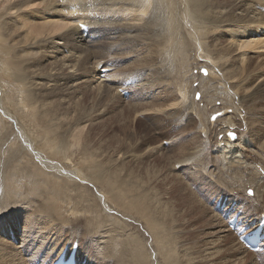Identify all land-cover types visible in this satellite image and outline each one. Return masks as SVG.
Listing matches in <instances>:
<instances>
[{
	"label": "bare ground",
	"instance_id": "6f19581e",
	"mask_svg": "<svg viewBox=\"0 0 264 264\" xmlns=\"http://www.w3.org/2000/svg\"><path fill=\"white\" fill-rule=\"evenodd\" d=\"M35 6L41 8L33 10ZM108 14L114 16V23L92 26L93 20ZM82 25L90 27L89 34ZM0 29V53L4 47L5 55L0 57V62L4 59L2 74L9 75L14 84L5 88L8 92L0 84L5 117L0 115V147H8L0 150V264L58 258L64 248L71 251L74 244L88 254L87 261L85 256L82 261L78 252L81 264H234L236 260L253 264L256 255L264 258L229 237L227 224L204 202L200 191H188L189 186L182 182L169 189L180 181L171 174L183 173L190 185L205 180L208 190L201 192L209 200L218 197L216 202L236 208L235 201L251 221L264 216V59L257 64L264 58L258 55L264 54V0H0ZM142 44L149 48L152 44L151 52L158 58L152 56L127 75L110 73L108 68L113 66L106 61L95 71L92 60L103 61L110 54ZM12 51L11 72L4 62ZM201 68H207V77L198 72ZM170 76L175 79L177 98H159L162 102L149 105L141 102L143 108L129 110V116L146 113V126L138 135L134 127L138 117H130L132 122L125 124L129 133L121 135L113 149L98 147L101 152L96 154L91 143L97 134H106V130L92 134L99 127L90 125L96 114L106 108L113 110L122 102L118 98L124 97L123 92L132 96L129 90L135 86L143 90L154 83L167 86ZM131 80L136 84L125 87ZM76 82L94 92H86L85 99L74 103L78 94L70 90ZM194 84H199L198 89L192 88ZM199 91L202 98L196 100ZM13 92L21 93L17 100L24 101L23 105L22 101L14 103ZM64 96L72 105L63 102L67 100ZM18 108L31 115L29 120L43 135L41 142L31 135L34 127L25 123L26 115L18 113ZM230 133L240 136L234 140ZM163 134L150 149L142 148L149 136ZM190 134H197L195 143L187 140ZM165 142L171 144L168 149ZM154 151H161L163 157L153 161L157 162L153 166L147 162ZM119 154L121 160L116 158ZM138 158L143 160L138 162ZM26 159L33 161L32 169L38 172L28 171L26 166L19 172L13 169L23 166V160L28 164ZM207 161L219 175L211 173L213 169L208 171ZM197 166L200 173L192 172ZM24 172L26 192L14 180L19 179L14 173L23 178ZM86 188L101 209L96 204V211L87 202L83 217L91 214L93 219L83 218L79 223V217L66 234L65 224H59L63 213L53 206L54 199L68 204L67 200L75 198L81 204L88 199L86 191L82 192ZM201 199L203 204L196 205ZM13 207L16 210L6 222ZM177 221L191 244L176 234ZM52 227H56L53 232ZM23 254L29 255L28 262Z\"/></svg>",
	"mask_w": 264,
	"mask_h": 264
},
{
	"label": "rangeland",
	"instance_id": "374dc122",
	"mask_svg": "<svg viewBox=\"0 0 264 264\" xmlns=\"http://www.w3.org/2000/svg\"><path fill=\"white\" fill-rule=\"evenodd\" d=\"M37 6H35L34 8L32 7V9L33 10H37ZM41 8V7H40ZM40 8H38V9H40ZM99 18H101V19H99ZM99 18H97V19H95V20H93L92 21V26L93 25H95V23H107V22H112V23H114V16H112V15H110V14H108V16L106 15V16H104V17H99ZM106 18V19H105ZM109 18V19H108ZM108 19V20H107ZM101 20V21H100ZM112 20V21H111ZM90 22V21H89ZM1 30V29H0ZM51 37V36H50ZM149 47L148 46H145L144 44H142V45H140V47L139 46H137V47H133V48H130V50H122V51H117L116 52V54H110V55H108L105 59H103V61L101 60V59H99V60H97V59H94V60H92L91 62H93V63H95V64H93V65H95L94 66V68H95V71L96 72H98V71H100V69H99V67L98 66H96V63H98L97 65H102V63H103V65L102 66H105L104 64H106V62H109V64H108V66H113V67H111V68H113V69H111L110 67L108 68V70L110 71V73H115V74H121V75H127V74H131V72L132 71H130V70H132V69H137L138 68V66L139 65H141V63L143 62L144 64H146L145 62H147V60L149 59V58H151L152 56H153V59H157L158 58V56L154 53L153 54V52H151V49H152V44L150 45V48L148 49ZM3 49H4V47H2V52H3ZM133 49V50H132ZM131 50H132V52H131ZM0 53V57H4L5 55L3 54V53ZM115 52V51H114ZM150 52V53H149ZM119 53V54H118ZM122 54V55H121ZM138 54V55H137ZM121 55V57H119ZM151 55V56H150ZM156 55V58L154 57ZM257 55V54H256ZM259 56H262V55H264V54H262V53H259L258 54ZM257 55V56H258ZM15 56V52L14 51H12L11 53H10V58H6V60H5V64L7 65V67L5 68V69H8L9 71H11L12 72V70H11V68H12V65H11V63H12V60H13V58H15L14 57ZM150 56V57H149ZM256 56V57H257ZM11 57H13V58H11ZM124 57V59H117V58H123ZM127 57V58H126ZM147 57V58H146ZM126 58V59H125ZM263 59L264 58H261L260 60H258V62H257V64L258 63H261V62H263ZM4 59H2V61H3ZM125 60H127V61H125ZM142 60H144V61H142ZM2 61L0 62V67H1V63H2ZM101 61V62H100ZM106 61V62H105ZM113 61H115L114 63H111V62H113ZM122 61V63L121 64H119V66H117V63L118 62H121ZM125 61V63H123ZM141 61V62H140ZM135 62V63H134ZM140 62V63H139ZM198 63H199V61H197ZM196 62V63H197ZM143 63H142V65H143ZM139 64V65H138ZM100 65V66H101ZM116 65V66H115ZM138 65V66H137ZM10 66H11V68H10ZM15 66H17L16 64H15ZM114 66H115V70L117 71H115L114 70ZM91 67V66H90ZM98 67V68H97ZM91 68H93V67H91ZM119 68V69H118ZM111 69V70H110ZM126 71H125V70ZM124 70V71H123ZM127 70H129L128 72H127ZM2 67L0 68V84L1 85H4V88H3V90L5 91V88H6V90H8V89H10L11 87H12V85H14L13 84V81H11L12 79L9 77V75H3L2 74ZM115 71V72H114ZM4 72V71H3ZM123 72H125V73H123ZM127 72V73H126ZM193 72V71H192ZM194 72H197V71H195L194 70ZM198 72H199V69H198ZM112 73V74H113ZM197 74V73H196ZM149 76V73H148V75H147V77ZM158 77H159V75H157ZM151 77V76H150ZM149 77V78H150ZM172 76H170L168 79H167V81H166V85L167 86H165V84L163 85V84H160V86H157V84H153L154 86L151 88V87H149V85H147L146 87H145V90H149L150 92L148 93L147 92V94H143V95H140V94H142L143 93V91H145V90H143L144 88H142V86L140 87V85H138V87L137 86H135V87H133L132 89H130L129 91L132 93V96H129V97H127L126 99H124V97H119L118 99H122V102H120V103H118V102H116V101H114L115 103H118V105H115L116 107L113 109V110H110V111H108V108H106L107 109V111H102V113H97L96 115V117H94V120H92V124H90V125H92V127L94 128V127H98L97 128V130H95L92 134H95V132H104L105 130V132L104 133H106V134H95L97 137H96V141H93L92 143H91V145L93 146H95L96 148H94V147H92V148H94V152L96 153V151H97V153L99 154L100 152H101V150H99L98 149V147L99 148H106V147H108V148H114V147H116V145H117V141L119 140L118 138H120L121 137V135H122V137H123V135L125 136V134L127 135L128 133H129V131H128V129L129 128H127L126 127V125H127V123L129 122H132V119H130V117L132 118H137V119H133L136 123H135V129L136 130H138L137 131V134L139 135V131H142L143 130V128L146 126L145 124L147 123V121L146 120H144V118L147 116V114L146 113H144V112H139L138 114H136V115H134V114H132V115H130L129 116V110H131V109H133L135 106H140V107H142L143 108V106H141V102H142V105L143 104H145V103H147L148 105L151 103V101L153 102V103H159V102H162V100L163 99H165V100H167V99H175V98H177V93H176V88L174 87L173 88V86H175V79H174V77H172ZM9 78V79H8ZM6 80V81H5ZM174 80V81H173ZM6 82H7V84H6ZM81 83H82V81H80ZM80 82H76L75 84H74V86H75V89H71L70 90V92L73 94V93H76V94H78V98L76 99V100H73V102L74 103H77L79 100H82V99H85V93L86 92H94L93 91V89H92V87H90V88H85V87H80L82 84L80 83ZM171 82H172V84H171ZM10 83H12V84H10ZM172 85V86H170V84ZM214 84V83H213ZM0 85V87L2 88V86ZM198 85L199 84H194L193 86H192V88H197L198 89ZM206 86H207V84H205ZM164 86V87H163ZM205 86V87H206ZM137 87V88H136ZM148 87V88H147ZM163 87V88H162ZM204 87V90H206V88ZM255 87H257V85L255 86ZM142 88V89H141ZM155 88V89H154ZM157 88V89H156ZM138 89V90H137ZM175 89V90H174ZM255 88H253V90H254ZM76 90V91H75ZM143 90V91H142ZM152 90V91H151ZM154 90V91H153ZM253 90H251V91H249L246 95H248L249 96V93L251 94V92H253ZM1 89H0V97H1V94H3V91H2V93H1ZM138 93H137V92ZM141 91V92H140ZM162 91V92H161ZM221 91H223V90H221ZM5 92H8V91H5ZM133 92H135V93H133ZM195 92V91H194ZM20 93V92H19ZM17 94V93H14L13 92V94H14V96L12 95V100H16L14 103H17L18 104V102H21L22 100H17V99H19V98H22L20 95H21V93L20 94ZM176 93V94H175ZM197 93V92H196ZM195 93V94H196ZM10 94H12V93H10ZM15 94H16V96H15ZM134 94V95H133ZM136 94V95H135ZM194 94V95H195ZM199 94H201V92L199 91ZM4 95V94H3ZM167 95V96H166ZM139 97V98H138ZM144 99H143V98ZM195 97H196V95H195ZM14 98V99H13ZM63 99H67V100H63V102H66V103H69V98H67L66 96H64V97H62ZM80 98V99H79ZM159 98H161V99H159ZM202 98V96L200 95V99ZM117 99V100H118ZM141 99V100H140ZM155 99V100H154ZM199 99V100H200ZM197 100V99H196ZM148 101V102H147ZM23 102L24 101H22L21 102V104L20 105H23ZM72 102V103H73ZM112 103V104H110L111 106L113 105V104H115V103ZM137 102V103H136ZM175 102V101H174ZM0 103H2V102H0ZM72 103H69V104H71L72 105ZM88 105L90 104V102H88L87 103ZM67 108H70L71 106L70 105H67L66 106ZM130 107V108H129ZM139 107V108H140ZM135 109V108H134ZM21 110V111H20ZM25 109H17V111H18V113H20V112H22L21 113V115L23 116V115H26L25 117V123L26 124H28V126L29 127H34V129H29V130H31V131H29L30 133H31V135L34 137V138H37V139H39L40 140V142H41V138H42V134H41V132L36 128V126H35V124H32L31 123V120H29L30 118H32V117H30V116H28L27 115V110H25ZM1 111H3V109H2V104H1V107H0V115L2 116V117H4L3 115V112H1ZM127 111V112H126ZM125 113V114H124ZM74 114V113H73ZM76 114V113H75ZM74 114V115H75ZM100 114V115H99ZM144 114H146L145 116H144ZM139 115V116H138ZM76 116V115H75ZM5 118V117H4ZM118 120V118H120L119 119V121H117L116 119ZM29 121H28V120ZM111 119V120H110ZM113 119L115 120V121H113ZM130 119V120H129ZM140 121H139V120ZM27 120V121H26ZM127 121V122H126ZM141 121H143L144 122V125L142 124V122ZM118 122V123H117ZM125 122V123H124ZM31 123V124H30ZM105 123H107V124H105ZM128 123V124H129ZM139 123V124H138ZM149 123V122H148ZM110 124V125H109ZM119 124H121L122 126H120ZM125 126H124V125ZM0 135L2 134V123H1V120H0ZM94 125V126H93ZM108 125V126H107ZM136 126L138 127V128H136ZM118 127V128H117ZM36 128V129H35ZM103 129V130H101V129ZM105 128V129H104ZM118 129L120 130V131H122V133L120 132V131H118ZM125 129H126V131H125ZM101 130V131H100ZM110 130V131H109ZM124 131V132H123ZM38 132H40V134L38 133ZM110 132V133H109ZM38 134V136L36 135V134ZM109 134V135H108ZM40 135H42L41 136V138H40ZM102 135H105V139L104 138H102V139H100L99 137H101ZM108 135V136H107ZM164 135V134H163ZM2 136V135H1ZM0 136V137H1ZM99 136V137H98ZM119 136V137H118ZM238 136H240V135H238ZM238 136H236V138L234 139V140H236L237 138H238ZM116 137V138H115ZM165 137V135L164 136H160V137H158V138H152V137H148V139L145 141V143L142 145V148H144V149H146L147 147H148V149H150L149 147L150 146H153L154 144H155V142L156 141H161V139L160 138H164ZM112 138V139H111ZM91 138H89V141L91 142V140H90ZM195 139H197V134H196V137H195V134L193 135V134H190L189 136H187V140L189 141H193L192 143H195L196 141H195ZM107 140V141H106ZM114 140V141H113ZM164 139H162V141H163ZM195 141V142H194ZM131 142H133V141H131ZM2 144H3V141L1 142ZM99 143V144H98ZM97 145V146H96ZM102 145V146H101ZM112 145V146H111ZM170 143H168V142H165L164 143V146L166 147V149H168L169 147H170ZM186 145H189L188 144V142L186 143ZM57 147L56 148H59V144L58 145H56ZM61 147V146H60ZM5 148H8V147H6V146H4L2 149H1V147H0V150H4ZM16 148V147H15ZM255 150H257L258 149V147L257 148H254ZM206 153H208V154H210V150H206L205 151ZM0 153H1V151H0ZM3 153V152H2ZM96 153V154H97ZM81 156H84L83 154H80ZM148 155H150L151 156V158H150V160L147 162V163H149V164H151V165H157V162H153V161H156L158 158H160V157H163L162 155H161V151H154L153 153H151V154H148ZM174 156V154H172V157ZM116 158H119V160H121L122 159V156L119 154V155H117L116 156ZM25 159V158H24ZM77 158H73V161L74 160H76ZM200 159V158H199ZM143 159H140V158H138V162H140V161H142ZM175 159L174 158H172V162L174 161ZM26 161H28L29 162V159H26ZM77 161H79L78 159H77ZM198 161V160H197ZM196 161V162H197ZM200 161V160H199ZM197 162V163H202L203 161L201 160L200 162ZM27 162V163H28ZM32 164H31V163ZM30 164L28 163V164H24L25 163V161L23 160V163L21 162V164L23 165V166H21V165H19V167L17 166H14L13 167V169L15 168V171L17 170V172H19V171H21L22 170V168L23 167H25L26 166V170H30L31 172L32 171H34L35 170V172H38V171H36L37 170V168H35V169H32V168H34L35 167V165L33 164V161L32 160H30ZM70 162V161H69ZM195 162V163H196ZM71 163V162H70ZM155 163V164H154ZM196 163V164H197ZM204 163V162H203ZM207 165L206 166H208V171L210 170L211 171V169H213L212 171H211V173H215L216 171H215V168H213L210 164H208V161H207V163H206ZM27 165L30 167L31 165H33V166H31L30 167V169L27 167ZM195 165V164H194ZM255 167L257 166L256 164L254 165ZM69 167L71 168V165L69 164ZM115 167V166H114ZM201 167V166H200ZM197 168V169H196ZM195 169H196V171L195 170H193V168L191 169V171L193 172L194 171V173H200V169H199V167L197 166ZM199 169V170H198ZM179 170V169H178ZM177 170V171H178ZM252 170V169H251ZM251 170H249V171H251ZM199 171V172H198ZM218 172V171H217ZM216 172V173H217ZM194 173H193V175H194ZM205 173H208L207 171L205 172ZM173 174V175H172ZM171 174V177H174V174H176V175H178V177L177 178H179L178 180H180V181H175V183H173L172 184V186L170 185L169 186V189H171V187H178V186H180V183L182 182L183 184L185 183L186 184V187H188L189 186V189H188V191H192V189H194V190H196V191H200L199 192V195H200V197L202 198V199H204V202H209V197H208V195H206V193L205 192H201V190H204V191H206V190H208L207 188H208V184H206V182H205V180H202V179H199V183H197V184H192V185H190L189 183H188V181H187V178L185 177L184 178V175H183V173H181V174H179V173H172ZM186 174H188V171L186 172ZM15 175H17V176H15ZM19 174L18 173H14V176L15 177H18L19 179H14L15 181L17 180V185H18V183L20 182V184H21V186H23L22 188V192H23V190H24V192H26V184L24 183V182H26V180L28 179V178H26V176H24L25 175V172L24 173H21V175H23V178H20V176H18ZM217 175V174H216ZM218 175H219V172H218ZM184 178V179H183ZM175 179V178H174ZM19 180V181H18ZM177 180V179H176ZM210 181H213V180H211L210 179ZM213 182H215V181H213ZM23 183V184H22ZM217 183V182H216ZM217 185V184H216ZM219 185V184H218ZM211 187L213 188V187H215V184L214 185H211ZM220 188H222L221 186H220ZM83 191V193H84V191H86L85 193H84V195L86 196V194H87V196H86V198H88V199H86L84 202H86V204L84 203V202H82L84 205H85V207L83 208V206L82 207H80L81 206V204H79V202H77V201H75L76 199L74 198L73 200H67V201H70V203H68V204H66V202H64V201H57V199H54L56 202L54 203V207H55V209L56 210H59V211H62V212H60V218L63 220V221H60V223L59 224H61V225H64L65 227H66V234H68L69 233V230H71V228H72V224L74 223V221H76L77 219H79V217H81V219L79 220V223L80 222H82L81 220H84V219H89L90 217V219H93V217H94V215H93V217L91 216V214L88 216V217H83V216H85V213H84V211L83 210H86L85 208L86 207H88L89 205H90V203L92 204L91 206H93V208L95 209V207H96V209L98 208V207H100L98 204V201L95 199V197L93 198V194L91 193V195H90V193L88 194V192H90V190L89 189H87L86 188V190L85 189H82ZM88 190V191H87ZM162 191V190H161ZM185 192H186V190H185ZM193 192V191H192ZM72 193V192H71ZM223 194H225V193H223ZM90 195V196H89ZM215 195V194H214ZM54 198H57V197H54ZM91 198V199H90ZM93 198V199H92ZM98 199H99V201H100V198L98 197ZM202 199L201 200H197L196 202L198 203H196V205H199V203L200 204H203V203H201V202H203L202 201ZM93 200H94V203H92L93 202ZM74 202L73 204H72V202ZM175 202H177L176 200H174ZM87 202H88V206H87ZM56 204V205H55ZM78 204V205H77ZM97 204V205H96ZM206 204V203H205ZM61 205V206H60ZM74 205V206H73ZM96 205V206H95ZM63 206V207H62ZM78 206V207H77ZM95 206V207H94ZM209 206V205H208ZM56 207H60V208H56ZM210 207V206H209ZM208 207V208H209ZM82 208V209H81ZM115 208V207H114ZM211 208V207H210ZM9 209V208H8ZM16 210V208H12V209H9V213L7 214L8 215V217H7V219L5 220L6 222H9V220L11 219V217H12V215L14 214V211ZM61 209V210H60ZM95 209V210H96ZM98 209H101V208H98ZM116 209V208H115ZM13 210V211H12ZM73 211V212H72ZM97 211V210H96ZM117 212H120V211H118V210H116ZM12 212V213H11ZM72 212V213H71ZM121 213V212H120ZM182 213H184V210H183V212ZM77 214V215H76ZM97 214H99L98 212H97ZM179 214H181V211H180V213ZM214 214V213H213ZM44 215H48V212L47 213H45ZM74 215V216H73ZM82 215V216H81ZM216 217H217V219H218V221L219 222H221V220L218 218V216L216 215V214H214ZM48 217V216H47ZM76 217V218H75ZM84 218V219H83ZM96 218H97V216H96ZM95 218V219H96ZM108 219H111L112 220V218H108ZM107 219V220H108ZM102 220H103V222H105L106 221V218H102ZM186 220L187 219H185V221L184 222H186ZM66 221V222H65ZM180 221V220H179ZM179 221H177V225H175L176 226V228H178L177 230L178 231H176V232H178V233H176V234H178V236H180V238H181V236L182 237H185L186 235H184L183 233H184V231L182 230V231H180V228L183 226L182 224H180V222ZM5 222V223H6ZM73 222V223H72ZM95 222V220L93 221V223ZM46 223H48V222H46ZM45 223V224H46ZM102 223V222H101ZM222 223V222H221ZM45 224H44V226H45ZM54 224V223H53ZM52 224V225H53ZM55 224H57L58 225V223H55ZM54 224V225H55ZM71 224V225H70ZM82 224V223H81ZM223 224V223H222ZM48 225V224H47ZM51 225V224H50ZM43 226V227H44ZM82 228L84 227V226H81ZM53 229L51 230L52 232L54 231V229H56V227H52ZM180 232V233H179ZM183 232V233H182ZM22 233V232H21ZM2 234H4L3 232H2ZM3 237H4V239L5 240H11V239H9L10 237H7V235H2ZM187 237V236H186ZM184 238V239H186V241L189 243V244H191L190 243V241H189V238ZM229 237H231L232 238V240H236V237L230 232V235H229ZM228 237V238H229ZM86 242H88V240H85ZM18 245V244H17ZM223 246H224V248H225V243L223 244ZM82 250H84L83 248H81V247H79V249H78V252L80 251L81 252V254H79L80 255V257H81V259H82V261H87V255L88 254H86L85 255V250L84 251H82ZM183 251V249L181 250V248H180V252H182ZM223 251V253L224 252H226L225 251V249H223L222 250ZM24 256H23V258H25L24 260H28L29 259V255L28 254H23ZM236 255V254H235ZM84 256H85V260H84ZM98 256V257H97ZM96 257V259L98 260V261H101V256H99V255H97ZM237 256H239V255H237ZM83 257V258H82ZM100 257V258H99ZM185 260V259H184ZM227 260V259H226ZM186 261V260H185ZM28 262V261H27ZM258 262H262L263 264H264V258H261V257H258L257 255H256V260H254L253 261V264H260V263H258ZM234 264H238V261L236 260V262L234 263ZM248 264H250V263H248Z\"/></svg>",
	"mask_w": 264,
	"mask_h": 264
},
{
	"label": "snow or ice",
	"instance_id": "6c2138e0",
	"mask_svg": "<svg viewBox=\"0 0 264 264\" xmlns=\"http://www.w3.org/2000/svg\"><path fill=\"white\" fill-rule=\"evenodd\" d=\"M199 71H200L205 77L208 76V70H207V68H201V69H199ZM196 99H197V100L200 99V94H199V93H196ZM217 115H220V114L217 113ZM212 119L215 120V119H216V116H213ZM230 137H231L232 139H235V135H234V134H231V133H230ZM248 194H249V196H252V195H253V192H252L251 189H249V193H248Z\"/></svg>",
	"mask_w": 264,
	"mask_h": 264
}]
</instances>
